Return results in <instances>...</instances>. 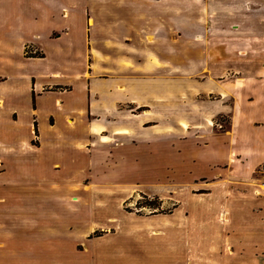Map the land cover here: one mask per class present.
Listing matches in <instances>:
<instances>
[{
  "label": "rangeland",
  "instance_id": "obj_1",
  "mask_svg": "<svg viewBox=\"0 0 264 264\" xmlns=\"http://www.w3.org/2000/svg\"><path fill=\"white\" fill-rule=\"evenodd\" d=\"M104 47L136 89L121 123L85 100L6 121L31 73L85 98ZM263 67L264 0H0V264H264V165L226 149L235 117H264Z\"/></svg>",
  "mask_w": 264,
  "mask_h": 264
},
{
  "label": "crops",
  "instance_id": "obj_2",
  "mask_svg": "<svg viewBox=\"0 0 264 264\" xmlns=\"http://www.w3.org/2000/svg\"><path fill=\"white\" fill-rule=\"evenodd\" d=\"M85 24V26H88V23ZM94 28L95 24L88 29L90 31V46L96 43V39L94 40L95 36H91V33L95 32ZM90 48L91 47H88L89 54L92 52ZM119 50L116 48L104 47L103 55L105 60L99 63L100 68L104 73L100 74L101 79L91 78L90 76L86 79L87 86L90 90L87 92L85 98L82 97L81 93L77 96L78 99L75 98V100L69 95H61V93L54 96V91H51L50 88L54 84L53 81L57 78L55 77V70L41 74H29V82L27 83L28 86L24 89V95H19V91L13 88L12 90H5V96L7 99L5 108L7 109L6 113L9 115V118H7L6 121H12L14 123H29L36 119L37 122L45 123L50 117L53 119L54 116L59 115L62 118V121L66 122L69 119L67 120L65 117H73L76 112L75 110L82 108V103L85 100L87 103V113L99 116H96L95 119L101 120L102 122H112L113 124L121 123L122 119H119V117L123 115L121 107L124 103L135 102L134 99H132V93L136 91V89L127 82L132 74L125 69L123 64L124 61L119 60ZM93 67H95V64H93ZM93 67H88V74L92 75L93 73V75H95ZM263 70L264 67L257 69L255 70V74L252 75L253 80L256 78L257 84L259 85V91L261 92L264 104ZM43 86H50L48 87L49 91H44ZM147 86L148 85L142 84L143 88L147 89ZM33 94L35 95L34 106L32 105L31 100ZM47 98H49L51 102H48ZM23 99H26V103L22 106L20 103ZM93 99L98 101V111L94 107V103L92 102ZM44 101L45 104L43 103ZM58 106L61 108H58ZM15 116L16 118L18 117L16 121L14 120ZM235 118L232 121L227 135V153L228 155H231V157H235L237 161L239 159L247 158V163L252 167L250 171L251 174L256 167L264 165V117L259 120V123H251L247 117ZM8 124L11 126L10 123ZM13 127L16 126L13 125ZM51 127L53 130L54 125ZM18 129H21L20 131L26 130L25 127L21 126H18ZM228 155L226 162L227 164H230L228 162ZM2 238L3 243H0V246L2 245L1 252H3V254H5L4 256L8 258L5 259V257H1L0 261L7 263L9 262L8 260H11V255L4 251H8L7 249L9 248L10 242L9 237L7 238L3 236Z\"/></svg>",
  "mask_w": 264,
  "mask_h": 264
},
{
  "label": "built area",
  "instance_id": "obj_3",
  "mask_svg": "<svg viewBox=\"0 0 264 264\" xmlns=\"http://www.w3.org/2000/svg\"><path fill=\"white\" fill-rule=\"evenodd\" d=\"M262 185L264 186V179L262 180Z\"/></svg>",
  "mask_w": 264,
  "mask_h": 264
}]
</instances>
